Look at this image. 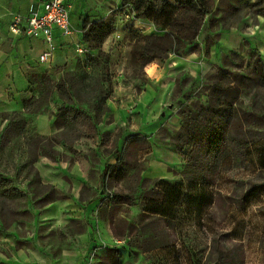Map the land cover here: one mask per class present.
Segmentation results:
<instances>
[{
    "label": "rangeland",
    "instance_id": "rangeland-1",
    "mask_svg": "<svg viewBox=\"0 0 264 264\" xmlns=\"http://www.w3.org/2000/svg\"><path fill=\"white\" fill-rule=\"evenodd\" d=\"M208 2L211 12L205 14L197 35L183 53H172L185 58L194 50L207 60L201 63L194 56L199 70L195 77L189 68L171 71L160 108L165 114L158 108L143 120L142 125L161 120L148 137L131 132L130 115L119 111L124 106L116 111L107 101L120 103L123 96L125 104L132 105L135 94L147 87L143 66L150 61L142 62L136 46L143 35L163 32L149 29L146 23L153 22L147 18L125 16L128 7L121 0L87 2L86 11L104 15L114 31L99 46L87 42L86 51L72 58L66 70L53 77L40 73L38 96L31 101L38 108H56L53 119L60 129L46 137L69 146L74 141H125L116 142L114 150L121 157L117 175L124 174L122 158L132 156L127 141H157L161 157L170 159L169 170H160L163 176L141 180L145 199L161 200L166 216L131 227L138 251L127 263L264 264V0ZM75 13L72 6L70 15ZM153 61L168 62L167 57ZM152 89L157 91L159 85ZM102 95L104 102L97 105ZM173 107L178 125L169 121ZM26 119L12 114L7 134L27 130L24 135L34 138L37 134ZM216 128H221L222 139L210 147L208 134ZM148 144L146 151L153 149ZM132 157L129 164L137 166ZM148 171L145 168L144 174ZM138 172L134 170L130 180H137ZM117 223L126 226L122 218Z\"/></svg>",
    "mask_w": 264,
    "mask_h": 264
},
{
    "label": "crops",
    "instance_id": "crops-1",
    "mask_svg": "<svg viewBox=\"0 0 264 264\" xmlns=\"http://www.w3.org/2000/svg\"><path fill=\"white\" fill-rule=\"evenodd\" d=\"M45 1L0 0V264H80L82 256L89 259L90 251L93 257L89 264H115L110 257L114 253L121 255L117 264H136L127 263L138 251L134 244L137 235L131 232V227L143 226L149 218L161 220L166 216L160 213L161 200L145 199L146 188L141 181L148 177L160 178L161 169L169 170L170 159L161 157L157 141H127L133 156L127 157H132L137 166L122 158L124 174L121 176L117 175V170L112 173L110 170L121 163L114 153L116 142L125 141H74L72 146L64 141H53L51 147L59 155L47 154L40 144L34 155L29 148V137L24 135L27 130L7 134L12 127V114L27 116L34 134L50 136L59 131L53 119L55 107H39L31 113L25 101L28 100L29 105L38 96L36 85L40 73L53 77L66 70L72 58L79 56L74 46L77 42L86 46L82 39L84 20L100 18L91 10L86 11L90 7L89 0H77V3L67 0L72 32L56 37L57 47L52 56L40 61L38 55L46 48L43 37L12 33L9 22L12 12L27 14L30 8L41 11ZM72 6L76 13L71 16ZM146 25L155 29L152 23ZM222 44L223 41L218 47ZM190 51L185 58L169 53L164 65L154 61L145 64L147 87L135 94L132 105L125 104L123 96L120 103L107 101L116 111L118 105L124 106L119 111L130 115L131 132L148 137L160 126L161 120L142 124L153 112L157 113L158 108L165 114L160 108L172 78L171 71L189 68L192 76H197L199 70L194 56L201 63L207 58L203 52ZM209 51L214 53L215 45H211ZM176 60L180 63L173 65L171 62ZM155 85H159L157 91L152 89ZM171 109L169 121L176 124L179 121L177 110ZM147 143L153 149L146 151ZM145 168L149 171L144 174ZM136 169H139L138 179L130 180V174ZM155 206L158 212L153 209ZM119 218L125 220V227H119Z\"/></svg>",
    "mask_w": 264,
    "mask_h": 264
},
{
    "label": "trees",
    "instance_id": "trees-1",
    "mask_svg": "<svg viewBox=\"0 0 264 264\" xmlns=\"http://www.w3.org/2000/svg\"><path fill=\"white\" fill-rule=\"evenodd\" d=\"M121 2L123 4L129 2L131 4L134 10V17H144L151 20L155 29L163 32L160 34L148 33L140 38L141 41L137 43L135 51L143 63L165 58L169 53L178 55L183 53L187 49L186 44L197 35L205 14L211 12L208 0H121ZM113 31L114 24L106 17L92 20L86 18L83 22L82 39L85 43L93 42L95 46H99ZM185 41L186 43H184ZM99 53L101 55L104 54L105 58H107L103 51H99ZM105 97L106 95L99 96L96 104L104 102ZM25 103H27V111L31 113L38 109V105H35L36 103L33 106L31 103L28 105V100ZM59 108H63V105L60 104ZM220 129L216 128L208 134L210 147L217 146L218 142L221 141ZM19 132L20 129H18L17 133ZM28 141L30 151L34 155L36 154L37 144L42 145V147L48 146L50 149L46 152L51 156H55V153H57L51 147L53 141L57 140L51 137L36 135ZM120 160L121 157L118 156L117 162ZM114 170L116 169L112 168L110 173ZM153 209L158 212L157 206L153 207ZM160 213L164 214L162 209ZM120 256L117 253L110 255L112 262L115 264L119 262Z\"/></svg>",
    "mask_w": 264,
    "mask_h": 264
},
{
    "label": "built area",
    "instance_id": "built-area-1",
    "mask_svg": "<svg viewBox=\"0 0 264 264\" xmlns=\"http://www.w3.org/2000/svg\"><path fill=\"white\" fill-rule=\"evenodd\" d=\"M126 5L128 12H124L123 14L125 16L131 14L133 16L134 10L131 4L127 2ZM9 31L15 34L24 32L31 37L42 36L46 48L39 53L38 59L40 61H47L57 47L55 38L70 35L72 32L69 19V3L67 0H46L42 5L41 11L30 8L27 14L12 12ZM74 50L76 54L81 55L86 51V46L84 43L77 42ZM88 257L89 259L82 256L78 263L89 264V260L93 257L92 251L89 252Z\"/></svg>",
    "mask_w": 264,
    "mask_h": 264
}]
</instances>
